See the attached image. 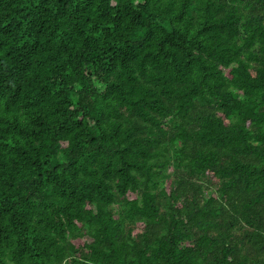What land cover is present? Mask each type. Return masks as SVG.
<instances>
[{
  "label": "trees",
  "instance_id": "16d2710c",
  "mask_svg": "<svg viewBox=\"0 0 264 264\" xmlns=\"http://www.w3.org/2000/svg\"><path fill=\"white\" fill-rule=\"evenodd\" d=\"M0 264H264V0H0Z\"/></svg>",
  "mask_w": 264,
  "mask_h": 264
}]
</instances>
